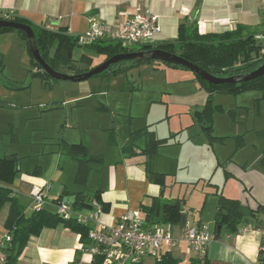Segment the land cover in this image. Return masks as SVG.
Here are the masks:
<instances>
[{
    "label": "crops",
    "instance_id": "crops-1",
    "mask_svg": "<svg viewBox=\"0 0 264 264\" xmlns=\"http://www.w3.org/2000/svg\"><path fill=\"white\" fill-rule=\"evenodd\" d=\"M261 1L0 0V14L12 13L36 26L52 31L65 28L70 35H80L87 30L91 18L115 28L137 8H147L158 16L161 26V32L156 37L155 43L174 41L181 23H185L188 27L195 24L201 34L222 33L241 26L246 33H255L256 39H262L264 38V14L261 11ZM14 46L18 47L20 62L29 64L32 67L33 77L39 79L34 76L37 70L32 64L26 43L16 32L0 33L1 63H5L10 58L9 54L12 48L14 50ZM74 84H76L75 87L63 91L64 100L58 105L82 106L81 104L93 97L88 80ZM174 96L172 102L194 110L193 116L198 121V112L206 104L209 92L201 86L199 81H192V89L188 93ZM260 96V93L256 95L253 104V111H256L257 117L252 114L239 116L238 112L241 109L245 112L250 111V108L243 105L236 106L237 109L240 108L239 111L236 109L226 111L223 106L218 105V110L227 112L229 119L227 123L229 122L231 127L232 124H237L234 130L223 128L225 132L215 133L216 129L219 131L220 126L216 124L214 126L212 121V135L215 138H211L202 129L199 121L197 127L189 128V132L194 133L190 140L191 146L199 153L197 162L201 168L210 172L207 184L196 186L191 191L194 192L193 196L196 199L202 201L205 198V201L203 204L190 206L191 210H188L185 206L186 201L181 200L183 210L180 211L179 221L169 227L173 237L178 241L177 245L174 248L162 247L159 258L167 254L173 260V264H188L191 258H197L195 253L187 251L182 239L183 228L185 224H204L213 232L218 194L228 199H238L243 206L244 216L249 220L252 218L248 209H256L258 205L264 207V115L260 113L261 110L264 113V98ZM96 109L108 110L104 105ZM260 123V128H257ZM80 126L83 129V137L86 135L87 140L81 137L79 140L74 138L69 140L62 136L61 138L67 143L82 144L86 147L88 158L91 159V169L85 185L76 182L77 159L60 153L58 142L53 143L54 147L51 150L36 154L42 156L38 159L39 161L26 165L19 161V156L12 154L19 159L17 162L19 170L17 168L18 172L14 180L7 186L19 197V202L25 207L26 215L30 214L28 209L31 202L30 192L35 187L43 190L49 204L64 192H67L65 196L74 198V193L85 191L89 196H94L93 200L101 205L100 221L106 226L114 225L120 217L129 212H141V205H149L152 199L159 202L175 200L167 197L168 186H172L167 180L168 174L164 172V169L152 170L149 167L151 158L147 159L141 155L130 157L123 155L120 147L125 145L126 138L122 142L116 137L119 141L117 146L108 144V130L113 129L116 135L114 127L105 129L92 121L87 125L79 123L68 128L76 133V129ZM143 128L151 131L149 127L140 129ZM98 129L105 131L107 146L112 148L104 154H101L97 148L89 146L88 143L89 140L90 145L94 143ZM134 130L129 129V132ZM249 136L251 137L248 139ZM139 143L143 145V141ZM0 156H9V154ZM164 157L160 154V158ZM148 170L155 174L152 175L154 177L164 174L163 179L157 177L156 182L151 180V173L149 174ZM95 174L98 178L92 183ZM217 174L220 175V179L214 180ZM207 198L210 200L206 221L211 222L212 225L205 223L202 216ZM177 199L180 200V198ZM8 208V203L0 208V239L6 234L4 223ZM86 209L92 211L90 207ZM79 212L84 214L81 210ZM158 212L157 220H160L162 213L160 210ZM140 216L143 220L142 213ZM90 226L95 225L91 223ZM251 226L250 224L242 225L237 232L233 233L221 227L218 236L215 237L214 234V239L208 244L203 262L205 264H260V259L264 257V230ZM154 227L167 228L162 225ZM92 260L88 246L81 242L80 235L59 223L53 228L44 229L37 236L30 237L25 248L12 264H72L74 262L91 264ZM142 264H157V260L146 257Z\"/></svg>",
    "mask_w": 264,
    "mask_h": 264
},
{
    "label": "rangeland",
    "instance_id": "rangeland-1",
    "mask_svg": "<svg viewBox=\"0 0 264 264\" xmlns=\"http://www.w3.org/2000/svg\"><path fill=\"white\" fill-rule=\"evenodd\" d=\"M17 51L18 47L14 46L5 63H1L0 58V155L16 154L23 165L37 162L42 156L36 154L51 150L53 143L59 142L61 136L69 140H79L80 137L87 140L86 135L83 137L81 126L76 129V133L68 128L79 123L87 125L93 121L105 129L114 127L116 137L122 142L129 129L149 127L155 136L165 138L168 142L166 146L156 150L149 163L152 170L164 169L168 174L167 180L172 186H168L167 197L185 200L188 210H191L190 206L203 204L205 198L200 201L191 191L196 186L206 185L207 178L210 177V172L199 166V153L191 146L190 140L194 133L189 132V128L199 124L193 116L194 110L172 102L174 95H183L192 89V81L198 82L193 72L159 61L132 66L126 64L118 73L88 80L93 97L81 104L82 106H62L58 104L64 100L63 91L75 87V82L49 81L52 83L49 85L42 83L33 77L29 64L20 62ZM84 53L89 52L84 47L74 46L71 54L73 59L79 60ZM104 60L105 55L92 54L91 64L95 67ZM62 71L66 74L69 72L64 68ZM257 94L259 93L252 91L237 95L213 93V124L220 126L215 133L225 132L223 128L236 129V123L232 127L227 123V109L239 111L240 108L237 109L236 106L243 105L250 108V111L241 109L239 116L252 114L257 117L256 111H253ZM102 105L108 110L96 109ZM218 105L223 106L226 111L218 110ZM260 113L264 115L262 110ZM260 125L261 123L256 125L257 128ZM88 143L100 150L101 154L112 149L107 146L106 133L102 129H98L94 143L90 145V140ZM160 154L165 157L160 158ZM97 178L95 174L92 183ZM216 179H220V175L217 174L214 177ZM209 200L207 198L202 216L205 223L212 225L206 221ZM81 211L86 216L92 212L86 208Z\"/></svg>",
    "mask_w": 264,
    "mask_h": 264
},
{
    "label": "trees",
    "instance_id": "trees-1",
    "mask_svg": "<svg viewBox=\"0 0 264 264\" xmlns=\"http://www.w3.org/2000/svg\"><path fill=\"white\" fill-rule=\"evenodd\" d=\"M0 20H8L17 23L29 25L34 31L37 47L41 56L45 61L56 71L63 72L62 68L67 69L71 74H80L93 68L92 54L105 55V60L119 53L145 51L150 49H162L171 53L178 54L187 61L197 65L206 72H209L217 77H232L259 68L264 61V51L256 47L255 33H246L241 26H237L234 30L225 31L222 33H205L201 34L196 25L190 27L185 23L178 26V35L174 41L143 44L137 47L127 48L115 40L100 39L88 45L77 44L79 35H70L65 28H59L57 31H52L41 26H36L23 17L12 13L0 14ZM7 31L16 32L26 43V48L30 55L33 66L37 71L34 76H37L43 82H55L41 67L36 63L31 55L26 40V36L19 30L10 28H0V33ZM80 46L87 49L89 53H84L79 60L72 58V48ZM53 49V50H52ZM104 60V61H105ZM149 62V61H143ZM143 62H124L117 63L99 76L118 73L122 66L126 64L135 65ZM164 63V62H163ZM166 65L173 66L165 63ZM176 67V66H174ZM201 86L209 92L206 104L202 110L198 112V121L202 129L211 137L212 121L214 106L212 105V94L216 92L237 95L243 92L254 91L261 94L264 98V75L257 78L242 81L235 84L210 85L197 76ZM143 141V145L139 142ZM118 139L116 138L113 129L108 130V144L117 146ZM167 139L157 138L153 131L146 128L130 131L126 137V143L121 146V152L126 157L141 155L147 159L151 158L156 150L167 145ZM60 153L69 155L78 161V169L76 173V182L80 185H85L88 173L91 169L90 158H88L86 147L82 144H70L60 137L57 143ZM18 158L15 155L0 156V208L8 203V213L5 219L4 226L6 232L10 235V241L6 243V261L3 264H12L17 255L25 248L28 239L32 236L39 235L46 228H53L57 224L62 223L71 231L80 235V240L86 246L89 244L88 231L89 225L79 223L75 219L65 220L57 215L52 205H45L39 211H34L29 215L25 213V207L19 202V197L10 189L7 184H11L17 174ZM151 180L156 182V178L163 179L164 174L150 172ZM60 195L53 199L51 204L58 203L65 197ZM218 194V193H217ZM94 196H89L85 191L74 193L71 207L75 211H80L83 208H91V202ZM182 202L179 199L168 200L164 202L152 199L149 205L142 204L141 212L143 222L146 228L154 226L171 227L179 221L180 211L183 210ZM161 211V219L157 220L158 211ZM250 217L254 220L251 227L264 230V207L258 205L256 209H248ZM246 217L243 213V206L238 199H228L218 194L216 213L214 219L213 233L218 236L219 230L217 227H225L229 233L237 232L240 226L246 225ZM200 225V224H196ZM249 226V225H248ZM205 258V257H204ZM204 258H191L188 264H205ZM157 264H173V260L169 255L164 254L160 258L157 257ZM260 264H264V257L260 259Z\"/></svg>",
    "mask_w": 264,
    "mask_h": 264
},
{
    "label": "built area",
    "instance_id": "built-area-1",
    "mask_svg": "<svg viewBox=\"0 0 264 264\" xmlns=\"http://www.w3.org/2000/svg\"><path fill=\"white\" fill-rule=\"evenodd\" d=\"M261 11L264 14V0L261 1ZM160 32L158 16L147 8H137L115 28L91 18L87 30L79 35L77 44L88 45L100 39H110L119 42L123 47L132 48L155 43ZM30 201V213L39 211L45 205H52L62 219H75L82 224L95 225L90 226L88 231L87 246L93 259L91 264H142L146 257H159L162 247L174 248L178 242L168 226L166 229L146 228L139 211L129 212L120 217L114 225L106 226L100 221L101 205L94 200L91 202L92 212L89 216L75 211L71 203L63 200L49 204L45 193L38 187L31 190ZM182 239L188 253H195L198 258H204L208 244L214 239V233L204 224H185ZM9 241L10 235L6 232L0 239V264L6 261L5 246Z\"/></svg>",
    "mask_w": 264,
    "mask_h": 264
},
{
    "label": "water",
    "instance_id": "water-1",
    "mask_svg": "<svg viewBox=\"0 0 264 264\" xmlns=\"http://www.w3.org/2000/svg\"><path fill=\"white\" fill-rule=\"evenodd\" d=\"M0 28H10L14 30H19L23 32L26 36V40L28 43L29 51L33 56L36 63L41 67V69L46 72L52 79L57 81H71V82H81L85 80L92 79L94 77H98L102 72L110 68L111 66L117 63L124 62H143V61H159L171 64L176 67L184 68L190 70L197 76L200 80L210 84V85H221V84H235L242 81H248L259 76L264 75V61L261 66L254 71L249 73L232 76V77H217L209 72H206L202 68L197 65L187 61L182 56L171 53L162 49H150L145 51H137V52H127V53H119L111 56L110 58L103 61L101 64L91 68L90 70L80 73V74H66L63 72H59L54 70L41 56L39 49L36 43V37L34 31L29 25L23 23H17L8 20H0ZM256 47L264 50V38L258 39L256 41ZM64 202L72 203L73 197H63ZM246 224L253 225V219L245 220ZM218 230L220 227H217Z\"/></svg>",
    "mask_w": 264,
    "mask_h": 264
}]
</instances>
